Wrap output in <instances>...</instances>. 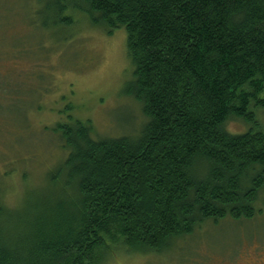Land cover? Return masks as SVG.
Returning <instances> with one entry per match:
<instances>
[{
    "label": "trees",
    "instance_id": "trees-1",
    "mask_svg": "<svg viewBox=\"0 0 264 264\" xmlns=\"http://www.w3.org/2000/svg\"><path fill=\"white\" fill-rule=\"evenodd\" d=\"M44 4L57 25L71 26L79 13L107 33L125 30L133 75L123 91L146 120L134 135L98 138L89 121L56 123L67 150L56 170L63 180L53 175L60 196L19 224L0 204V264L160 253L204 221L264 209V0ZM231 119L249 127L231 132Z\"/></svg>",
    "mask_w": 264,
    "mask_h": 264
},
{
    "label": "rangeland",
    "instance_id": "rangeland-1",
    "mask_svg": "<svg viewBox=\"0 0 264 264\" xmlns=\"http://www.w3.org/2000/svg\"><path fill=\"white\" fill-rule=\"evenodd\" d=\"M44 5L0 0V204L15 214V224L60 196L53 175L60 176L67 150L52 131L56 123L69 115L89 121L98 138L134 135L146 120L123 91L133 75L125 30L107 33L79 13L71 26L57 25ZM257 117L264 128V108ZM226 127L238 133L249 125L231 119ZM260 257L264 209L251 218L204 221L160 253L114 249L98 264H255Z\"/></svg>",
    "mask_w": 264,
    "mask_h": 264
},
{
    "label": "flooded vegetation",
    "instance_id": "flooded-vegetation-1",
    "mask_svg": "<svg viewBox=\"0 0 264 264\" xmlns=\"http://www.w3.org/2000/svg\"><path fill=\"white\" fill-rule=\"evenodd\" d=\"M247 263L249 264V262L247 261ZM250 263H255V264H263L264 263V259L260 258H256L250 261Z\"/></svg>",
    "mask_w": 264,
    "mask_h": 264
}]
</instances>
